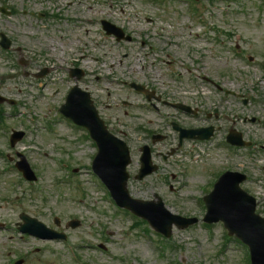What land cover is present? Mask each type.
<instances>
[{
	"label": "rangeland",
	"instance_id": "rangeland-1",
	"mask_svg": "<svg viewBox=\"0 0 264 264\" xmlns=\"http://www.w3.org/2000/svg\"><path fill=\"white\" fill-rule=\"evenodd\" d=\"M196 2L192 14V5L183 0H0V6L15 9L0 12V33L14 45L0 47V95L11 101L0 104V226L14 225L26 212L56 228L57 216V230L68 235L67 242L27 239L4 225L0 264L20 258L21 264H78L69 253L78 247L88 264H250L247 248L221 222L204 225L206 209L199 198L215 174L248 173L242 186L257 197V211L264 216V0ZM103 19L132 40L107 34ZM18 46L21 53L13 50ZM43 67L47 74L35 76ZM73 67L85 71L82 81L71 78ZM188 78L206 91L193 90ZM131 82L154 88L169 102L198 106L200 113L155 99L158 107H149ZM73 85L92 94L109 129L128 141L131 194L146 200L158 194L172 212L198 216V224L174 227L166 239L145 221L135 226L137 217L115 207L90 168L97 148L87 131L58 119ZM170 121L190 128L213 125L215 134L178 147ZM12 129L24 130L25 137L11 146ZM231 129L241 131L251 146L228 144ZM161 133L166 138L153 144L152 136ZM145 143L153 147L159 170L137 180ZM19 155L38 173L42 193L38 184L21 186L11 174ZM72 219L81 226L69 227ZM101 244L108 250L96 248Z\"/></svg>",
	"mask_w": 264,
	"mask_h": 264
},
{
	"label": "water",
	"instance_id": "water-1",
	"mask_svg": "<svg viewBox=\"0 0 264 264\" xmlns=\"http://www.w3.org/2000/svg\"><path fill=\"white\" fill-rule=\"evenodd\" d=\"M78 99L77 95H80ZM0 98V101H3ZM62 111L75 119L78 123L87 126L92 136L99 145V153L94 163L95 168L102 178L106 180L113 197L122 205L132 209L137 214L149 219L152 224L166 235L171 232V222L162 225L159 221V212L153 206H162V202H146L132 199L127 191L128 173L126 165L130 162L129 152L124 144L116 141L99 118L93 106L90 96L74 88L69 94L67 103ZM116 142V143H114ZM120 154L121 157L117 158ZM149 160L148 155L146 156ZM144 161V160H143ZM149 164V162L147 161ZM98 165V167H96ZM156 166H152L139 176L152 172ZM233 173L225 174L216 183L214 191L206 198L208 205L207 221L223 220L231 234H236L251 248L254 264H264V218L255 213L256 202L239 186L242 177L233 179ZM213 217H210L212 216ZM176 218L180 227H186L196 219Z\"/></svg>",
	"mask_w": 264,
	"mask_h": 264
},
{
	"label": "bare ground",
	"instance_id": "bare-ground-1",
	"mask_svg": "<svg viewBox=\"0 0 264 264\" xmlns=\"http://www.w3.org/2000/svg\"><path fill=\"white\" fill-rule=\"evenodd\" d=\"M63 48V47H62ZM52 50L55 51L56 47L54 46V44H52Z\"/></svg>",
	"mask_w": 264,
	"mask_h": 264
}]
</instances>
